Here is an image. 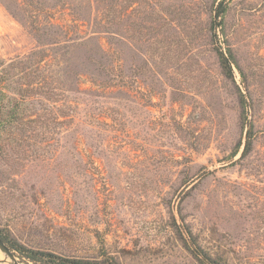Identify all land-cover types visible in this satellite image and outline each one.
<instances>
[{"label": "rangeland", "instance_id": "rangeland-1", "mask_svg": "<svg viewBox=\"0 0 264 264\" xmlns=\"http://www.w3.org/2000/svg\"><path fill=\"white\" fill-rule=\"evenodd\" d=\"M218 2L0 0L1 228L67 258L210 264L188 226L212 259L264 264V0H224L214 31Z\"/></svg>", "mask_w": 264, "mask_h": 264}, {"label": "trees", "instance_id": "trees-1", "mask_svg": "<svg viewBox=\"0 0 264 264\" xmlns=\"http://www.w3.org/2000/svg\"><path fill=\"white\" fill-rule=\"evenodd\" d=\"M214 13L211 21V29L215 31L217 26H220L221 20L226 12V5H224V0H219L217 5L214 7ZM215 36V34H214ZM216 54L218 56L219 64L221 70L227 77H232L231 63L234 62V56L229 47H227V54L222 50L221 47H216ZM239 104H240V118L242 124L246 125L247 123V102L245 96L242 92H239ZM248 130L245 134V142L243 144L242 155L247 154L251 150L252 145V123L248 125ZM240 144L238 143L235 149L232 151V155H235L238 151ZM189 237L195 245L194 249H191L192 254L199 260H207L210 264H226L221 261L212 259L205 251L196 245L195 238L192 236V233L188 226H186ZM0 237L8 244V246L18 254V257L21 259H28L30 261L38 262L40 264H120L115 261L113 258H105L103 260H86V259H76V258H67L60 256L56 253L28 248L25 245L21 244L17 239H15L9 230L0 227Z\"/></svg>", "mask_w": 264, "mask_h": 264}, {"label": "water", "instance_id": "water-1", "mask_svg": "<svg viewBox=\"0 0 264 264\" xmlns=\"http://www.w3.org/2000/svg\"><path fill=\"white\" fill-rule=\"evenodd\" d=\"M0 251L3 253V258H0V263L10 260V264H24L19 260L14 250H12L8 244L0 237Z\"/></svg>", "mask_w": 264, "mask_h": 264}, {"label": "bare ground", "instance_id": "bare-ground-1", "mask_svg": "<svg viewBox=\"0 0 264 264\" xmlns=\"http://www.w3.org/2000/svg\"><path fill=\"white\" fill-rule=\"evenodd\" d=\"M3 257V253L0 251V258H2ZM7 261H10L9 259H7L5 262H3V263H6V264H8V262Z\"/></svg>", "mask_w": 264, "mask_h": 264}]
</instances>
